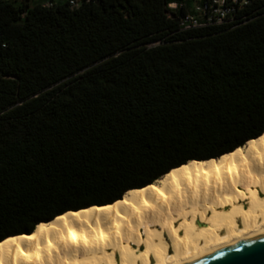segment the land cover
<instances>
[{
  "label": "trees",
  "instance_id": "trees-1",
  "mask_svg": "<svg viewBox=\"0 0 264 264\" xmlns=\"http://www.w3.org/2000/svg\"><path fill=\"white\" fill-rule=\"evenodd\" d=\"M0 0V241L264 132V0ZM185 2V7L168 8Z\"/></svg>",
  "mask_w": 264,
  "mask_h": 264
},
{
  "label": "bare ground",
  "instance_id": "bare-ground-1",
  "mask_svg": "<svg viewBox=\"0 0 264 264\" xmlns=\"http://www.w3.org/2000/svg\"><path fill=\"white\" fill-rule=\"evenodd\" d=\"M262 234L264 132L230 153L188 160L113 203L7 236L0 264H189Z\"/></svg>",
  "mask_w": 264,
  "mask_h": 264
},
{
  "label": "built area",
  "instance_id": "built-area-1",
  "mask_svg": "<svg viewBox=\"0 0 264 264\" xmlns=\"http://www.w3.org/2000/svg\"><path fill=\"white\" fill-rule=\"evenodd\" d=\"M90 0H67L70 8H76L82 2ZM250 0H191L185 13L178 18V26L181 29L204 27L211 25L228 24L243 20L244 16L237 17L240 10ZM53 0H44L42 5L52 6ZM185 2L169 3L168 8L185 7Z\"/></svg>",
  "mask_w": 264,
  "mask_h": 264
},
{
  "label": "water",
  "instance_id": "water-1",
  "mask_svg": "<svg viewBox=\"0 0 264 264\" xmlns=\"http://www.w3.org/2000/svg\"><path fill=\"white\" fill-rule=\"evenodd\" d=\"M189 264H264V234L234 244Z\"/></svg>",
  "mask_w": 264,
  "mask_h": 264
},
{
  "label": "snow or ice",
  "instance_id": "snow-or-ice-1",
  "mask_svg": "<svg viewBox=\"0 0 264 264\" xmlns=\"http://www.w3.org/2000/svg\"><path fill=\"white\" fill-rule=\"evenodd\" d=\"M41 227H43V226H41ZM34 238V237H33Z\"/></svg>",
  "mask_w": 264,
  "mask_h": 264
}]
</instances>
